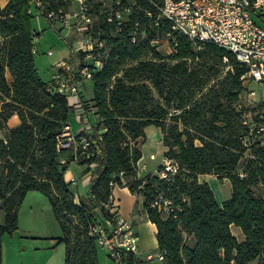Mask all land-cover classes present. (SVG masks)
Here are the masks:
<instances>
[{
	"label": "trees",
	"instance_id": "obj_1",
	"mask_svg": "<svg viewBox=\"0 0 264 264\" xmlns=\"http://www.w3.org/2000/svg\"><path fill=\"white\" fill-rule=\"evenodd\" d=\"M34 1L10 0L0 8V237L17 229L25 195L37 191L61 229L56 245L64 247L63 264H99V246L89 231L110 218L112 189L125 186L141 198L155 225L164 264H264V196L254 190L264 186V142L248 134L242 118L245 110L250 123L264 120V101L237 108L247 90L242 78L247 67L214 44L197 49L166 20L154 25L149 0H119L129 9L119 29L94 0L100 18L94 38L107 56L91 74V98L82 97L92 133L77 135L75 148L57 151L55 137L73 115L65 96L48 90L53 81L37 74L31 19L68 12L73 0H40L38 8ZM164 37L171 47L167 56L152 43ZM66 60L73 64L71 55ZM13 115L19 124L7 128ZM148 126L162 133L163 160L177 165L166 178L159 177L163 164L155 173L136 176L141 158L136 143ZM81 136L88 141L85 149ZM73 162L85 167L80 176L89 178L85 195L75 196L64 179ZM200 174L230 183L221 206L210 186L198 180ZM159 197L170 204L153 206ZM232 225L243 241L232 235ZM120 263L141 264L132 253Z\"/></svg>",
	"mask_w": 264,
	"mask_h": 264
},
{
	"label": "built area",
	"instance_id": "obj_2",
	"mask_svg": "<svg viewBox=\"0 0 264 264\" xmlns=\"http://www.w3.org/2000/svg\"><path fill=\"white\" fill-rule=\"evenodd\" d=\"M102 10H108L107 21L113 22L117 29L120 28L124 14L129 9L120 7V1L106 4V0H98ZM155 9V23L158 20H166L172 31L185 36L197 49L205 43L214 44L232 53L236 60L244 64L248 71L244 78L247 90L241 95L237 108L243 110L253 107L264 96L250 85L255 83L264 85V0H149ZM76 7L72 11L63 12L58 9L46 14L48 24L57 30L68 31L74 24H82L86 27L93 22L90 6L87 0H73ZM35 7H41V1H34ZM150 16L149 13H147ZM33 39L38 33L33 31ZM135 41V35L131 37ZM153 44L157 40L152 41ZM35 44V43H34ZM70 55L78 56L79 63L74 65L66 59H60L54 64V72L51 76L52 88L59 94L65 96L72 115L77 122L76 130H73L70 122L66 123L61 132L55 137L57 151L76 147V136L80 134L90 135L92 133L88 112L83 107L82 92L85 83L90 80L93 71L102 67L103 59L107 56L103 43L85 38L71 42ZM36 53V46L33 47ZM52 51H48L51 55ZM249 112L243 111L244 124L248 126V134L256 135L264 142V120L260 123L249 122ZM246 140V138H245ZM79 144L82 149L88 145L86 137L81 136ZM63 162V161H62ZM163 168L159 173L160 178L177 171V165L169 160H163ZM122 173H120L121 175ZM69 184H75L71 176L67 180ZM162 203V204H160ZM170 204L161 197L153 204L167 207ZM161 209V208H160ZM109 213L110 218L103 223L91 226L89 234L96 237L97 244L103 248L109 258L116 264H121V257L125 253L136 254L138 249V237L133 226L118 213V206L111 199ZM153 257L162 261L163 256L157 253L155 256L149 254L147 260Z\"/></svg>",
	"mask_w": 264,
	"mask_h": 264
},
{
	"label": "rangeland",
	"instance_id": "obj_3",
	"mask_svg": "<svg viewBox=\"0 0 264 264\" xmlns=\"http://www.w3.org/2000/svg\"><path fill=\"white\" fill-rule=\"evenodd\" d=\"M130 1L133 4V0ZM111 2L112 0H106L108 5ZM94 6L95 1L91 0L92 26L86 27L82 24H74L68 31H61L60 33L51 27L46 19L40 15L33 14L31 25L33 30L39 34L34 39L37 50L34 54V65L42 81L47 82L51 79L54 72V64L58 60L68 59L71 42L85 38L96 41L93 30L100 18L94 13ZM72 8V4L69 3V9ZM155 46L164 56L171 52L167 37L159 38ZM48 51H52V54L48 55ZM257 85L253 83L250 88L264 96V85ZM86 93L88 95L91 94V83L89 81L86 82ZM73 118L70 120L74 121ZM72 127L75 128V125ZM146 143L149 151L156 155L157 163L160 164L161 155L158 151L161 144L159 136L153 137L150 134V130H148ZM69 169L75 179V184H71L70 189L76 192V186L81 185L82 179L80 176L85 167L73 162L70 164ZM220 189L225 199L230 196L231 186L227 180H225ZM61 234V229L47 198L37 191H29L25 195L18 211L17 229L12 234L5 232L0 237V264H63L64 247L62 244L56 245V239ZM97 253L101 264L105 262L116 264L113 259L106 257L107 252L103 248L99 247ZM152 261L156 262L155 259Z\"/></svg>",
	"mask_w": 264,
	"mask_h": 264
},
{
	"label": "crops",
	"instance_id": "obj_4",
	"mask_svg": "<svg viewBox=\"0 0 264 264\" xmlns=\"http://www.w3.org/2000/svg\"><path fill=\"white\" fill-rule=\"evenodd\" d=\"M10 0H0V8H4L7 3ZM73 8L69 9L68 11H72L75 9L76 5L75 3H72ZM35 31V30H34ZM72 60L74 65H78L79 63V57L74 55L72 56ZM91 83V81H89ZM259 86V84L257 85ZM92 88V84H91ZM92 96L91 94L88 95L86 93V83L85 88L82 92V97L86 100L90 99ZM74 121L70 120L71 125H75V128L73 130H76L77 128V122L75 118H73ZM19 124V120L16 116H11L9 120L6 123L7 128H13L16 127ZM150 130V134H152L153 137L159 136V142L161 144L159 148V154L161 155V163H157V157L155 154L151 153L149 151V148L147 147V131ZM4 138V131L0 130V139ZM162 139V133L160 129L154 127V126H148L145 128V136L144 138L137 140V147L141 152V158L138 160L136 164V176L137 178H140L146 174H152L155 173L157 168L162 164L163 162V152L165 151V148L162 145L161 142ZM158 164V165H157ZM70 166V165H69ZM73 177L72 171L69 169L66 170L64 174V179L67 181L69 177ZM74 178V177H73ZM198 180L206 182L211 190L213 191V194L215 196L216 203L221 206L222 202L225 200V198L222 196L221 192V186L225 182L226 179H223L222 181H219L214 175L210 174H200L198 175ZM88 182L89 178L84 177L81 180V185L76 186V192H73L75 196L79 195H85L87 193L88 189ZM254 190L257 192L258 195L264 196V186H255ZM259 191V193H258ZM111 199L113 200L114 204L118 206V215L125 220H127L132 226L134 231L137 234L138 237V249L134 257L141 263V264H164L163 261L158 260L157 258L153 257L150 260L146 259V256L151 254L155 256L158 253L157 243L155 239V232L156 228L155 225L152 224L147 220L146 215L144 214L142 210V200L140 197H138L135 194H132L129 189L125 186L121 187H114L111 192ZM227 199V198H226ZM230 230L233 236L237 239V241L241 242L244 239V236L241 232V230L238 227L230 226ZM154 251V253H152ZM107 257V255H106ZM155 259L156 262H153L152 260ZM97 260L98 263H100L99 255L97 253ZM103 262V261H102ZM103 264H108V262H105ZM251 264H256L251 263Z\"/></svg>",
	"mask_w": 264,
	"mask_h": 264
}]
</instances>
